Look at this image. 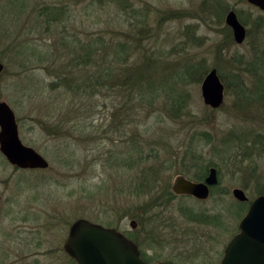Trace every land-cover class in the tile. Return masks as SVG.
<instances>
[{
  "label": "rangeland",
  "instance_id": "rangeland-1",
  "mask_svg": "<svg viewBox=\"0 0 264 264\" xmlns=\"http://www.w3.org/2000/svg\"><path fill=\"white\" fill-rule=\"evenodd\" d=\"M94 1L0 0V101L13 111L21 142L49 164L44 170H22L0 153V264H72L63 243L69 225L79 218L123 234L136 230L142 245L145 235L139 219L150 226L152 219L157 223L148 240L151 246L144 245L152 263L217 264L238 231L237 218L231 215L235 209L224 210L222 203L228 207L235 202L234 189H242L251 200L264 186V104L255 95L262 89L257 79L264 67L254 74L245 69L247 61L264 58V12L246 0H217L224 6V20H220L208 11L216 0H131L142 15L133 68L143 67L148 79L157 84L154 103L139 108L138 102L128 99L137 90H123L121 95L103 91L93 98L51 90L53 79L44 64L23 52L25 43L44 50L65 32L107 40L110 30L125 31L121 16L120 26L112 20L107 23L113 14ZM44 7L61 8L68 18L65 28L43 22L39 11ZM230 10L246 21V39L240 45L225 24ZM168 14L178 17L162 18ZM192 66H198L195 74L187 70ZM211 69H216L225 89L217 109L206 106L200 92ZM166 78L172 90L158 81ZM178 97L185 102L184 113L169 114L171 102ZM78 106L85 109L80 116L75 111ZM74 125L78 127L71 129ZM89 125L87 129L97 130L95 134H87ZM132 138L136 155L142 144L141 163L130 157L133 152L126 142ZM190 139L195 140L193 147L201 162L219 167L215 195L202 203L177 196L150 204L156 192L168 185L171 189L175 178L184 175L181 164ZM193 158L187 155L188 160ZM120 162L131 165L127 169ZM150 166L160 168L155 185L161 187L138 196L128 182L142 177ZM191 174L186 178L192 180ZM187 207L222 211L223 222L198 226L185 224V219L173 221ZM131 221L137 224L134 230Z\"/></svg>",
  "mask_w": 264,
  "mask_h": 264
},
{
  "label": "trees",
  "instance_id": "trees-1",
  "mask_svg": "<svg viewBox=\"0 0 264 264\" xmlns=\"http://www.w3.org/2000/svg\"><path fill=\"white\" fill-rule=\"evenodd\" d=\"M94 2L99 3L100 7L103 9L107 6V8L110 10V15L107 19V23H110L112 20V23H117L118 26L122 24L120 22V16L123 18V24L122 26H126L125 31L115 29L110 30L112 36L110 38L103 39L102 37L97 38H80V36L76 33L68 34L64 36L63 33L61 37L57 40L58 42L54 45H50L48 48L44 50H37L35 47L30 46V44H23L24 47V53L27 55V57H33L36 62H40L44 64V69L47 71V73L52 77L53 81L50 82L49 88L51 90H57L62 89V91L65 94L71 93L72 96L78 97V98H93L98 94H101L103 91H117L118 95H121L123 90L133 91L137 90L138 94L135 97H132V93H129L131 97H129V101L138 102L139 108L143 107L145 104H151L154 103V100L156 96H154L155 89L154 87L157 86L156 83L151 82V80L148 79L147 74L145 73L143 67H139L138 69L134 70L133 68V61L137 49L135 42H138L140 39V31L137 29L139 20L142 23V15L141 12L135 9L134 4L131 0H95ZM208 11L214 13V16L219 15L220 20H224V6L222 2L220 1H214L209 4ZM56 9V10H55ZM218 11V14L216 12ZM120 14V15H119ZM39 15L41 18H43V22L46 23H53L55 25H59L65 28L66 19L65 13L61 8L56 7H44L39 11ZM70 16V14L68 15ZM178 16H174L173 14H168V17H162L164 19H175ZM237 17L239 21L245 25L246 21L244 18L237 13ZM101 33H104V30H101ZM232 33V32H231ZM230 31L228 32L229 36L232 39V36ZM231 41V40H230ZM263 56V55H262ZM152 59V57L149 58V62ZM245 63V62H244ZM264 64V58L259 57L255 59L254 62L247 61L245 64V69L248 70L249 73L253 72L257 73L259 72V68H263ZM155 66V65H154ZM190 69V70H189ZM252 69V70H250ZM190 73L195 74L198 70V66H192L188 68ZM204 72L203 74H205ZM192 74V75H193ZM222 80V79H221ZM161 83H164V86L168 87L169 90H172L170 87L172 85V82L170 81V84H168L167 78L163 81L158 80ZM157 81V82H158ZM258 83H261L262 89L257 90L259 93H255V95L259 98L260 102L264 104V69L262 74H259V77L257 79ZM223 82V81H222ZM166 84V85H165ZM116 92V93H117ZM103 95V94H102ZM104 96V95H103ZM136 105V104H134ZM88 107V106H87ZM85 108V106H84ZM185 109V102L182 99V97H178L173 99V101L170 104L169 114L173 113L177 110L179 114L184 113ZM141 110V109H140ZM77 112V116H80L82 113L85 112V109L82 108V106H78L75 110ZM78 118V117H77ZM88 117H84L83 120L86 121ZM78 125H74L71 127V129L77 128ZM81 127V126H79ZM89 127H86L87 134H95L97 130H89ZM89 128V129H87ZM77 130V129H76ZM110 130V129H109ZM77 131L83 132L84 129H79ZM133 133L136 132L135 128L132 129ZM132 133V134H133ZM66 134H70V130H66ZM203 136H207L206 133H202ZM119 137H121L119 135ZM133 137H135V134H133ZM193 138V137H192ZM260 140L262 141L263 138L260 136ZM260 141V144H261ZM195 140L190 139L189 142H187V149H186V156L183 157L182 161V167L184 171V175H190L191 171L194 170L195 173L191 174V178L193 181L199 182L202 181L207 173L208 169L212 166L217 168V172H219V167L215 165L214 163H207V162H201L202 156H197L195 153V148L193 147ZM133 138L132 140H129L126 142V145L131 147L130 152H133V154L130 157H137L138 162H142V144L139 147L138 154L136 155V147L133 144ZM131 144V145H130ZM264 144V141L263 143ZM190 154L194 157L193 159H187V155ZM114 162H118V155H114ZM128 161V160H127ZM187 161V162H186ZM200 161V162H199ZM121 163V162H120ZM122 164V163H121ZM131 163L125 162L122 164V167H130ZM165 165V164H164ZM162 165V168L165 166ZM168 169L169 166H166ZM159 167L157 166H150L147 168V172H142V177L139 178H131L128 182V187L131 189L133 193L136 195L146 194L150 190H157L161 186L155 185V178L159 171ZM220 183V181H219ZM214 188H217V186L213 187L210 192L209 198H212L215 195V192L213 191ZM158 195H153V197L150 199V204L155 205L162 201V199H168L171 200L175 197H177L173 192L172 189H170L169 185L164 191L156 192ZM259 195H264V186H262L259 189ZM182 198H190L188 196H181ZM198 202V201H197ZM200 203V202H198ZM202 203V202H201ZM228 204V207L225 206L224 203H222L221 207L222 209L226 210L227 208L235 209L234 214L231 215L235 216L237 218V221L239 222L241 218L246 213V210L248 208L249 202L241 203L235 200V202ZM154 206V205H153ZM226 208V209H225ZM221 209V210H222ZM182 215L175 217L173 221H180L185 219L187 222L184 221V223L189 225H209V224H221L223 222V217L221 212H207L205 209H199L196 210L194 208H185L182 211ZM172 221V222H173ZM140 226L142 228V232L145 235V239L142 241L143 245L137 238L136 230L133 232L125 234L127 238H129L132 242H134L140 252L141 257L144 261H146L149 264L152 263V259L146 255L145 253V246L150 247L151 244H149L148 240L151 242L152 234H153V228L156 225L157 222H153L151 219V226L149 223H147L149 226L146 228L147 224L141 219H139ZM175 222H173V225L177 227H181V223L178 225ZM183 222V221H182ZM236 228V225H235ZM233 235V234H232ZM231 235V236H232ZM178 236V235H176ZM175 241L178 240V237L174 239ZM181 241H188L190 239L188 238H181ZM145 245V246H144ZM151 249V248H148ZM66 254V253H65ZM67 255V254H66ZM222 256V253H220ZM68 256V255H67ZM69 257V256H68ZM70 261L72 264H76L70 257ZM219 260L217 261V263ZM155 263V262H154ZM169 263L175 264L172 261H169ZM216 264V263H215Z\"/></svg>",
  "mask_w": 264,
  "mask_h": 264
},
{
  "label": "water",
  "instance_id": "water-1",
  "mask_svg": "<svg viewBox=\"0 0 264 264\" xmlns=\"http://www.w3.org/2000/svg\"><path fill=\"white\" fill-rule=\"evenodd\" d=\"M246 1L264 12V0ZM225 24L232 32L234 42L242 44L247 32L235 11L227 12ZM2 70L0 62V74ZM224 90L216 69L208 71L200 86L203 103L211 109L219 108L223 104ZM0 153L11 166L18 169L44 170L49 166L36 150L21 142L15 115L3 101H0ZM217 183V171L212 167L201 182L176 177L172 192L205 201L210 189ZM232 196L241 203L248 201L241 189L232 190ZM130 226L136 228L135 221H131ZM63 250L76 264H148L141 258L138 247L122 233L83 218L69 226ZM219 264H264V195H258L249 203L246 214L238 224V233L225 245Z\"/></svg>",
  "mask_w": 264,
  "mask_h": 264
},
{
  "label": "flooded vegetation",
  "instance_id": "flooded-vegetation-1",
  "mask_svg": "<svg viewBox=\"0 0 264 264\" xmlns=\"http://www.w3.org/2000/svg\"><path fill=\"white\" fill-rule=\"evenodd\" d=\"M209 169H210V168H209ZM209 169H208V171H209ZM215 169H216V168H215ZM216 171H217V169H216ZM207 174H208V173H207ZM206 176H207V175H206ZM177 177H178V176H177ZM183 177H184V176H183ZM185 178H186V177H185ZM205 178H206V177H205ZM205 178H204V179H205ZM217 178H218V172H217ZM204 179H203V180H204ZM189 180H191V179H189ZM203 180H202V181H203ZM192 181H193V180H192ZM195 182H196V181H195ZM199 182H201V181H199ZM218 182H219V180H218ZM217 185H218V183H217ZM217 185H216V186H217ZM212 188H213V187H212ZM212 188H211V189H212ZM171 189H172V186H171ZM211 189H210V192H211ZM241 190H242V189H241ZM175 195H176V194H175ZM176 196H188V197L192 198V199L195 200V201L201 202V200H197V199H195L194 197L189 196V195H176ZM209 196H210V195H209ZM208 198H209V197H208ZM205 201H206V200H205ZM202 202H204V201H202ZM135 223H136V222H135ZM136 225H137V224H136ZM102 226H103V225H102ZM104 227H106V226H104ZM107 227H109V226H107ZM110 228H113V227H110ZM114 229H116V228H114ZM134 229H136V228H134ZM134 229H133V230H134ZM116 230H117V229H116ZM117 231H119V230H117ZM119 232H120V231H119ZM237 232H238V231H237ZM237 232H236V233H237ZM120 233H121V232H120ZM236 233H234L233 236H234ZM122 234H123V233H122ZM123 235H125V234H123ZM125 236H126V235H125ZM233 236H232V237H233ZM128 239H129V238H128ZM129 240H130V239H129ZM133 243H134V242H133ZM134 244H135V243H134ZM135 245H136V244H135ZM136 246H137V245H136ZM137 247H138V246H137ZM138 249H139V248H138ZM139 252H140V250H139ZM140 254H141V252H140ZM222 255H223V254H222ZM220 260H221V259H220ZM157 262H160V261H157ZM157 262H156V263H157ZM168 263H169V262H168ZM219 263H220V261H219L217 264H219ZM171 264H172V263H171Z\"/></svg>",
  "mask_w": 264,
  "mask_h": 264
}]
</instances>
